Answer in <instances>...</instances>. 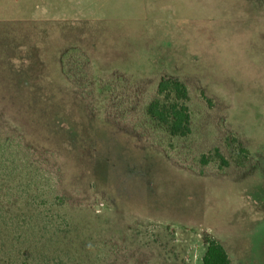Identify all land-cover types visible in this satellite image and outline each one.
Returning a JSON list of instances; mask_svg holds the SVG:
<instances>
[{
    "label": "rangeland",
    "instance_id": "obj_1",
    "mask_svg": "<svg viewBox=\"0 0 264 264\" xmlns=\"http://www.w3.org/2000/svg\"><path fill=\"white\" fill-rule=\"evenodd\" d=\"M162 79L186 139L143 116ZM1 143L5 212L64 199L52 264H202L210 238L264 264V0H0Z\"/></svg>",
    "mask_w": 264,
    "mask_h": 264
},
{
    "label": "trees",
    "instance_id": "obj_2",
    "mask_svg": "<svg viewBox=\"0 0 264 264\" xmlns=\"http://www.w3.org/2000/svg\"><path fill=\"white\" fill-rule=\"evenodd\" d=\"M190 100V91L184 83L175 79H162L157 88L156 98L143 108V116L150 126L163 132L170 140L186 139L192 133ZM7 149V144L1 143V176L7 172V168L12 172V166L16 169V161L6 156ZM214 156L203 155L201 162L207 165L216 158L221 169L229 166V161L218 149L215 150ZM31 184L32 182L28 181L30 188ZM9 191L10 189L6 196H10ZM3 198L4 196L0 195V199ZM3 203L4 201H0V205ZM43 206L64 207L65 203L63 198L56 195L52 196V201H40L36 194L28 193L23 206L27 212L10 214L0 206V256H5L9 264H52L49 246L62 233L60 227L55 225L54 217L44 216L46 212L43 214ZM202 264H232V260L222 244L210 238L207 240Z\"/></svg>",
    "mask_w": 264,
    "mask_h": 264
}]
</instances>
